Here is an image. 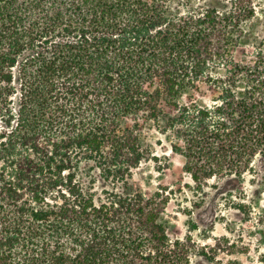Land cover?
Segmentation results:
<instances>
[{
	"label": "trees",
	"instance_id": "trees-1",
	"mask_svg": "<svg viewBox=\"0 0 264 264\" xmlns=\"http://www.w3.org/2000/svg\"><path fill=\"white\" fill-rule=\"evenodd\" d=\"M254 12L251 0H0V264H191V241L160 221L173 190L133 181L153 157L142 133L153 121L172 136L196 207L208 187L233 196L260 180L264 51L231 55ZM199 83L217 95L181 103Z\"/></svg>",
	"mask_w": 264,
	"mask_h": 264
},
{
	"label": "rangeland",
	"instance_id": "rangeland-1",
	"mask_svg": "<svg viewBox=\"0 0 264 264\" xmlns=\"http://www.w3.org/2000/svg\"><path fill=\"white\" fill-rule=\"evenodd\" d=\"M251 1L255 12L244 25L248 33L243 39L249 43L231 51L235 59L244 62L256 60L257 51H264V0ZM216 95L206 84L199 83L184 93L180 101L194 99L206 104ZM172 141L170 134L160 133L153 121L148 122L142 142L151 149L153 157L135 170L133 181L146 196L161 188L173 190L160 221L173 239L191 241V264H264V173L253 184L248 175L233 196L226 194L225 186L220 190L208 187L202 195L206 202L196 207L198 193L191 176L183 169L184 157L171 150ZM235 201L245 204V210L235 208ZM202 250L209 251L213 261L202 255Z\"/></svg>",
	"mask_w": 264,
	"mask_h": 264
}]
</instances>
